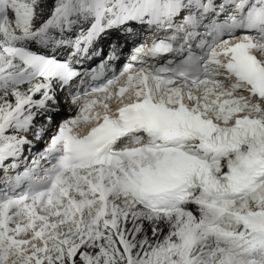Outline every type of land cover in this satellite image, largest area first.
<instances>
[{"label":"snow or ice","instance_id":"6c2138e0","mask_svg":"<svg viewBox=\"0 0 264 264\" xmlns=\"http://www.w3.org/2000/svg\"><path fill=\"white\" fill-rule=\"evenodd\" d=\"M0 264H264V0H0Z\"/></svg>","mask_w":264,"mask_h":264},{"label":"bare ground","instance_id":"6f19581e","mask_svg":"<svg viewBox=\"0 0 264 264\" xmlns=\"http://www.w3.org/2000/svg\"><path fill=\"white\" fill-rule=\"evenodd\" d=\"M115 39L114 36H110V37H105L103 39V41L100 44V48L103 49L105 46H107L109 43H112V40ZM64 109H67V107H65Z\"/></svg>","mask_w":264,"mask_h":264}]
</instances>
